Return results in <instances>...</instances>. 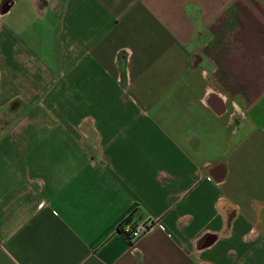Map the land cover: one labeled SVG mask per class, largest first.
Here are the masks:
<instances>
[{"label": "crops", "instance_id": "0c3cea01", "mask_svg": "<svg viewBox=\"0 0 264 264\" xmlns=\"http://www.w3.org/2000/svg\"><path fill=\"white\" fill-rule=\"evenodd\" d=\"M0 264H264V0H0Z\"/></svg>", "mask_w": 264, "mask_h": 264}, {"label": "built area", "instance_id": "2783aa9c", "mask_svg": "<svg viewBox=\"0 0 264 264\" xmlns=\"http://www.w3.org/2000/svg\"><path fill=\"white\" fill-rule=\"evenodd\" d=\"M158 222L157 218L145 216L133 224L127 222L123 223L122 229L126 232V238L133 242L139 237H143L150 233Z\"/></svg>", "mask_w": 264, "mask_h": 264}, {"label": "trees", "instance_id": "16d2710c", "mask_svg": "<svg viewBox=\"0 0 264 264\" xmlns=\"http://www.w3.org/2000/svg\"><path fill=\"white\" fill-rule=\"evenodd\" d=\"M121 231L126 235V232L123 229H121Z\"/></svg>", "mask_w": 264, "mask_h": 264}]
</instances>
